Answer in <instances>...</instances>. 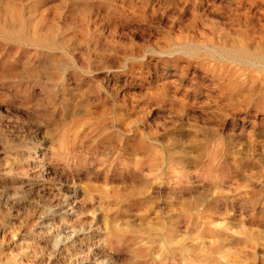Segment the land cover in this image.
I'll use <instances>...</instances> for the list:
<instances>
[{"label": "rangeland", "instance_id": "rangeland-1", "mask_svg": "<svg viewBox=\"0 0 264 264\" xmlns=\"http://www.w3.org/2000/svg\"><path fill=\"white\" fill-rule=\"evenodd\" d=\"M8 13L0 264H191L217 247L264 264V3L0 0Z\"/></svg>", "mask_w": 264, "mask_h": 264}, {"label": "bare ground", "instance_id": "bare-ground-1", "mask_svg": "<svg viewBox=\"0 0 264 264\" xmlns=\"http://www.w3.org/2000/svg\"><path fill=\"white\" fill-rule=\"evenodd\" d=\"M207 1V0H206ZM247 1V0H246ZM261 3H264V0H259ZM204 2V1H203ZM9 8V7H8ZM12 9V8H11ZM15 9V8H14ZM246 14V13H245ZM19 16V15H18ZM260 16H264V13H260ZM20 17V16H19ZM260 17V18H261ZM259 18V17H258ZM3 22L0 23V32H2V35L3 33H6V34H17L19 35L20 33V29H21V25H19L20 23H18V21L16 19H14V14L12 15L11 13H8L4 16V18L2 19ZM259 22V20H258ZM260 26V29L261 31H263L262 33L264 34V24H257ZM26 26H28L26 24ZM28 30V28L30 27V24L28 26V28H26ZM32 29V28H31ZM35 29V27H34ZM33 30V29H32ZM25 33H27L26 31H24ZM30 32V31H29ZM37 32V30H36ZM35 32V33H36ZM45 33V32H44ZM40 35V33H38ZM1 35V34H0ZM5 35V34H4ZM22 35V34H21ZM24 35V34H23ZM249 35V34H248ZM25 36V35H24ZM44 36V35H42ZM9 37V36H8ZM23 37V36H22ZM26 37H29L28 34L24 37V39ZM31 38V37H29ZM29 38H27L26 40H28ZM14 39V38H13ZM34 39V38H33ZM38 40V38H36ZM35 39V40H36ZM49 39V38H48ZM24 41V40H22ZM259 41V40H258ZM32 42V41H31ZM25 43H29V42H25ZM41 43V42H40ZM186 43V42H184ZM37 44V43H35ZM44 46V43H42ZM206 44V43H205ZM40 45V44H39ZM47 45V43H46ZM184 45V44H183ZM198 46V45H197ZM200 46V45H199ZM201 47V46H200ZM207 50V49H206ZM214 50V49H213ZM216 51V50H215ZM218 51V50H217ZM221 51V50H220ZM214 53V52H213ZM219 55V54H218ZM221 55V54H220ZM172 56V55H171ZM250 55L247 54V52H241L239 53V57L243 58V59H246L248 58ZM234 62V61H233ZM251 63V61H250ZM252 65L258 67V68H263L264 67V59H260L257 60V62L253 63ZM240 79V77H238ZM239 79H237L238 81L236 82L238 86H242L244 83L241 82ZM232 116V115H231ZM212 221H209V218H204V222L202 223L201 227L203 229H209L211 228L210 225H212ZM198 225V224H197ZM223 228V227H222ZM230 227H227L225 226L223 228V230H229ZM213 230V233L214 234H218V231H216V229H212ZM220 234V233H219ZM193 254V253H192ZM190 254V257H193V259L191 260L189 258V261L191 264H211L212 262H214L216 259L219 260L221 263L223 264H228L229 261H228V258H229V252L222 249V248H208V249H205V250H201V251H198V253L196 252L195 254ZM217 262V261H216ZM215 263V262H214Z\"/></svg>", "mask_w": 264, "mask_h": 264}]
</instances>
